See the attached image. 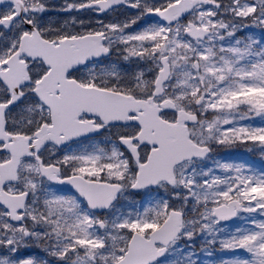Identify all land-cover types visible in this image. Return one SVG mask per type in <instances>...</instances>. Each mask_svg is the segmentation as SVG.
Masks as SVG:
<instances>
[{"label": "snow or ice", "instance_id": "snow-or-ice-1", "mask_svg": "<svg viewBox=\"0 0 264 264\" xmlns=\"http://www.w3.org/2000/svg\"><path fill=\"white\" fill-rule=\"evenodd\" d=\"M0 264H264V0H0Z\"/></svg>", "mask_w": 264, "mask_h": 264}]
</instances>
